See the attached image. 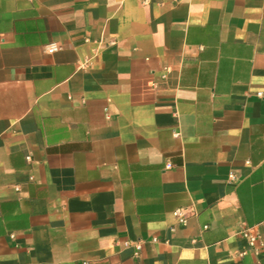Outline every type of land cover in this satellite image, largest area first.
<instances>
[{
	"label": "crops",
	"instance_id": "0c3cea01",
	"mask_svg": "<svg viewBox=\"0 0 264 264\" xmlns=\"http://www.w3.org/2000/svg\"><path fill=\"white\" fill-rule=\"evenodd\" d=\"M0 264H264V0H0Z\"/></svg>",
	"mask_w": 264,
	"mask_h": 264
},
{
	"label": "built area",
	"instance_id": "2783aa9c",
	"mask_svg": "<svg viewBox=\"0 0 264 264\" xmlns=\"http://www.w3.org/2000/svg\"><path fill=\"white\" fill-rule=\"evenodd\" d=\"M59 49H60V45L58 42H51L50 44L46 45V50L50 54L57 52ZM88 62L89 61H86L85 64H87ZM260 95H261V93H260ZM167 167H171V164L170 163L167 164ZM230 179L232 181H236L238 179V177L236 176V174L234 172H231L230 173ZM174 215L177 217V219L180 223H182L184 225L187 224L189 214L184 209L175 210ZM240 234L244 238L247 239L249 248L256 250V248L260 242V234L257 231V229L255 227H245V228L240 230ZM11 237L14 238V234H11ZM125 244L129 245L130 242L126 241ZM134 246H135L134 255H137V254H139L140 250L142 249L143 240L142 239L138 240L137 242H135ZM244 253H245V251L242 252V254H244Z\"/></svg>",
	"mask_w": 264,
	"mask_h": 264
}]
</instances>
